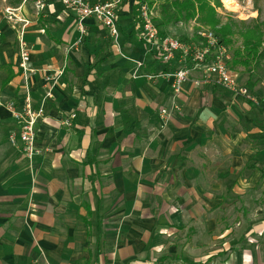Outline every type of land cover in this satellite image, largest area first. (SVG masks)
<instances>
[{
	"label": "crops",
	"instance_id": "0c3cea01",
	"mask_svg": "<svg viewBox=\"0 0 264 264\" xmlns=\"http://www.w3.org/2000/svg\"><path fill=\"white\" fill-rule=\"evenodd\" d=\"M141 1L118 9L116 41L96 18L85 21L82 34L76 13L60 1H49L43 15L36 0H0V264H93L97 256L100 264H264V208L245 206L250 193L259 200L256 183H264V164L256 167L264 157L256 148V103L233 104L234 116L244 120L227 124L215 140L206 137L212 127L206 132L205 121L183 120L177 104L188 114L198 106L208 113V88L200 85L232 103L231 95L203 82L204 69L182 51L166 62L150 48L138 17ZM9 7L30 20L34 71L27 75L19 68ZM195 25L180 22L166 31ZM191 67L203 76L175 94L171 73L191 74ZM47 76L56 84L44 103ZM27 89L35 108L44 105L33 160L20 140L10 141L21 124L5 101L23 109ZM198 147L220 157L197 163ZM249 167L258 168L257 180ZM224 207L238 215L224 214Z\"/></svg>",
	"mask_w": 264,
	"mask_h": 264
},
{
	"label": "built area",
	"instance_id": "2783aa9c",
	"mask_svg": "<svg viewBox=\"0 0 264 264\" xmlns=\"http://www.w3.org/2000/svg\"><path fill=\"white\" fill-rule=\"evenodd\" d=\"M46 0H36L38 11H42ZM63 6L67 10L76 13L77 22L82 34L87 33L85 21L89 18H96L103 26L107 27L110 35L117 41L119 36L118 27V9L122 0H106L92 2L91 0H62ZM138 17L142 25V36L144 41L162 55L164 61L169 62L175 57L176 52L182 51L185 56H190L196 66L204 69L205 74L203 82L213 83L219 87L225 88L235 95H243L248 97L256 104H260L261 100L247 87L240 85L238 73H236L229 64L230 55L228 48L219 42L217 32L202 27L198 29L197 35L200 37V44L194 41L184 42L178 35L168 33L162 34L161 28L155 21L156 10L147 2L139 3ZM6 18L12 23V28L16 33V42L20 56L19 68L27 75L34 71L31 66V53L29 44L26 40L27 27L30 20L26 16L18 12L16 8H6ZM63 69L57 72L56 77L63 73ZM173 88L175 94L182 91L183 84L190 78V69L181 68L173 73ZM56 79V78H55ZM52 76L46 77L44 103L53 97V90L56 84ZM30 90L27 89L25 105L19 110L14 101H8L6 107L9 109L13 117L21 124L18 136L10 134V141L17 143L21 141L23 151L27 157L33 159L40 152L36 146L37 141V124L44 115V105L35 108L30 97ZM162 113L166 117H170V113L163 109ZM67 120L66 123L70 124Z\"/></svg>",
	"mask_w": 264,
	"mask_h": 264
},
{
	"label": "rangeland",
	"instance_id": "374dc122",
	"mask_svg": "<svg viewBox=\"0 0 264 264\" xmlns=\"http://www.w3.org/2000/svg\"><path fill=\"white\" fill-rule=\"evenodd\" d=\"M33 2V0H30ZM51 1V0H46L45 3L47 5V3ZM31 2V3H32ZM223 7L219 8V16L222 20L221 24H225L227 22H229L230 20L234 21V26H233V30L234 32H238L241 31L243 24L241 23L242 20H247V21H251L252 19H256L259 17V19L261 21H264V0H236V3L238 4V9L237 10H231L228 9L225 4L224 1L221 0ZM33 6V3H32ZM63 6V4H62ZM64 8V7H63ZM30 9L32 10V7H30ZM34 9H36V7H34ZM44 11L42 12L43 15L45 14V10L46 8L43 9ZM199 24L196 23L195 28L194 29H189L186 26H182L184 28L181 27H177L176 29L170 30L169 33H173L175 35H178L183 41H185V39L190 40L191 38L193 39V41L198 45L200 44V40H197V30L201 29L202 27L204 28H208L211 29L210 27L207 26H198ZM198 26V28H197ZM236 41L241 42V38L239 36V34H236V36L234 37ZM192 42V41H191ZM239 42H236V44H239ZM191 66V65H189ZM231 67V65H230ZM232 68V67H231ZM192 72L190 74V78L192 81L195 80H200L201 77L203 76V71L202 70H193V68L191 67ZM238 69V68H237ZM195 71V72H193ZM237 71L240 72V74H238V77L240 78L239 82L240 85L245 86L247 88H249L251 91H253L255 93V96H257L258 98H260L261 103L260 104H255V108L254 106H251L252 108H254V114H253V118L254 121L256 122V148L258 150L264 149V106H263V102H264V67L262 70H256L253 75H250L249 72L246 69H243L242 67H240ZM249 78H252L249 80ZM199 88H208V97L207 99L211 102V106L209 107L208 113L204 114V110L199 109L200 106L194 108V111L191 112L190 114H188L185 110V108H183L182 105L177 104L178 110L177 113L178 115H180V117L185 120V121H200L203 120L206 122V132H208V128L212 127L211 131L208 132L206 134V137H211V138H220V137H224L225 136V132L226 130L224 128H226L227 124L230 123H238V122H243V118L241 117H235V113H233L231 106L233 104H237L238 102L240 103V101L242 100L243 102H248L247 100H250L248 97H245L243 95H235L232 92L226 90L225 88H223L226 92H228L231 96L229 97L230 100H232V103L225 100L224 97L221 92L217 91L216 89L211 88L210 86H204L200 85L198 87ZM222 88V87H221ZM200 90V89H199ZM244 98H240V99H236L237 97H241ZM236 97V98H235ZM178 99H176L177 101ZM219 100L222 101V103H219ZM6 104L9 100H5ZM205 99L202 101L201 105L203 106V104L205 103ZM252 101V100H251ZM249 103V102H248ZM225 106V107H224ZM197 111V112H196ZM171 113V111H170ZM244 115V113H243ZM251 116V115H250ZM192 119V120H191ZM173 117H172V113L169 117V121L172 122ZM241 124V123H240ZM240 128H234L233 130H238ZM195 151V155L197 157V160L195 162H199L200 164L202 162L205 161V159H210V158H214L216 161L218 160V158L220 157L218 155L217 158H215V155H209L206 154V152L199 148L193 150ZM211 154V153H210ZM33 160V159H31ZM261 161V162H260ZM263 166L264 164V157H262V159H258L256 160V167L259 165ZM212 166V163L209 165ZM216 166V164L214 163V167ZM202 167V165H201ZM203 168V167H202ZM216 169V168H214ZM255 170L256 169V180L258 178V173H257V169L258 168H252L249 167L248 170ZM216 179H220V177L218 176L217 178H214V184H216L217 182L215 181ZM256 186H259V188H261L262 186H264V183H261L258 181L256 183ZM258 187H256V198L259 197V200H261V202L259 200L256 199V203L252 202L251 199V193L249 194V198L247 199V203L245 204V206H248L249 209H254V212L256 211V213L261 211V208H264L260 205L264 204V194L261 193L262 189H259ZM260 191V192H259ZM221 191H218L216 194H214L215 197L220 196ZM248 195V194H247ZM259 201V202H258ZM258 203V205H257ZM253 204H256L255 207H252ZM222 209H218L215 210L213 215H220ZM177 212V210H176ZM223 212L224 214H230L232 211V209H227V207L223 208ZM238 213L237 212H233L232 216L235 217L237 216ZM200 243L203 242V240L199 241Z\"/></svg>",
	"mask_w": 264,
	"mask_h": 264
},
{
	"label": "trees",
	"instance_id": "16d2710c",
	"mask_svg": "<svg viewBox=\"0 0 264 264\" xmlns=\"http://www.w3.org/2000/svg\"><path fill=\"white\" fill-rule=\"evenodd\" d=\"M55 1L61 2L62 0ZM91 1L98 2L106 0ZM129 1L131 0H122L121 7ZM141 2H147L155 7V21L161 28L163 35L168 34L166 28L170 25L195 21L199 24L198 26H207L216 31L219 42L231 47L232 54L229 64L232 69L238 70L242 67L250 75H253L256 70L263 69L264 21H261L259 17L251 21L242 20V30L234 32V21L230 20L225 24H221L222 20L218 12L219 8L223 7L221 0H142ZM236 34H239L241 42L235 40L234 37ZM197 40H200L199 36ZM191 41L185 39V42L190 43ZM236 42H239V44H236ZM12 76V74H9L3 83L6 84ZM93 264H100L98 256Z\"/></svg>",
	"mask_w": 264,
	"mask_h": 264
},
{
	"label": "bare ground",
	"instance_id": "6f19581e",
	"mask_svg": "<svg viewBox=\"0 0 264 264\" xmlns=\"http://www.w3.org/2000/svg\"><path fill=\"white\" fill-rule=\"evenodd\" d=\"M223 1H224L225 6L228 9H231L234 11L238 9V4L236 3V0H223Z\"/></svg>",
	"mask_w": 264,
	"mask_h": 264
}]
</instances>
